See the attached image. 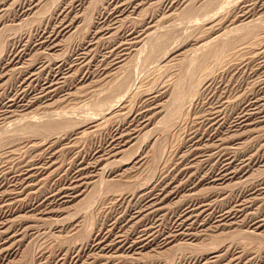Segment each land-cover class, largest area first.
Returning <instances> with one entry per match:
<instances>
[{
	"label": "rangeland",
	"instance_id": "1",
	"mask_svg": "<svg viewBox=\"0 0 264 264\" xmlns=\"http://www.w3.org/2000/svg\"><path fill=\"white\" fill-rule=\"evenodd\" d=\"M0 264H264V0H0Z\"/></svg>",
	"mask_w": 264,
	"mask_h": 264
},
{
	"label": "bare ground",
	"instance_id": "2",
	"mask_svg": "<svg viewBox=\"0 0 264 264\" xmlns=\"http://www.w3.org/2000/svg\"><path fill=\"white\" fill-rule=\"evenodd\" d=\"M105 108V107H104Z\"/></svg>",
	"mask_w": 264,
	"mask_h": 264
}]
</instances>
